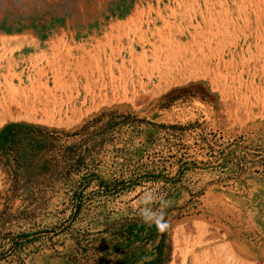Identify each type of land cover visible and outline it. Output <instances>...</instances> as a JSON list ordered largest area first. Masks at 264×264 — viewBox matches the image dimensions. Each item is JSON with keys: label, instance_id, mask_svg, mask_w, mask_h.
Returning <instances> with one entry per match:
<instances>
[{"label": "rangeland", "instance_id": "374dc122", "mask_svg": "<svg viewBox=\"0 0 264 264\" xmlns=\"http://www.w3.org/2000/svg\"><path fill=\"white\" fill-rule=\"evenodd\" d=\"M102 110L50 192L0 197V264H264V0H0V126Z\"/></svg>", "mask_w": 264, "mask_h": 264}, {"label": "trees", "instance_id": "16d2710c", "mask_svg": "<svg viewBox=\"0 0 264 264\" xmlns=\"http://www.w3.org/2000/svg\"><path fill=\"white\" fill-rule=\"evenodd\" d=\"M116 117L119 115H115L114 111L102 110L72 132L48 129L23 121L4 123L0 126V169L5 174L2 184H7V187L2 189L0 197L7 201L18 198L21 202L44 197L51 190L46 187L58 178L57 169L71 166L69 152L72 145H64V140L80 132H87L90 128L91 133L111 130L120 123L115 120ZM216 153V161L223 164L232 150L221 148ZM244 156L243 153L241 160ZM258 162L264 165V157Z\"/></svg>", "mask_w": 264, "mask_h": 264}, {"label": "clouds", "instance_id": "9594fccd", "mask_svg": "<svg viewBox=\"0 0 264 264\" xmlns=\"http://www.w3.org/2000/svg\"><path fill=\"white\" fill-rule=\"evenodd\" d=\"M145 222H155L156 227L160 231H164L167 224L166 221H164L163 213H161L159 216L155 215H147L144 216Z\"/></svg>", "mask_w": 264, "mask_h": 264}]
</instances>
